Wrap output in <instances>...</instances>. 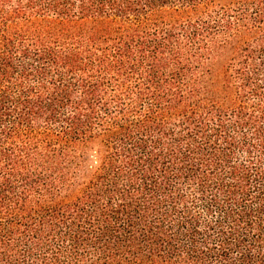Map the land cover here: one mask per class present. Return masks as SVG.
Segmentation results:
<instances>
[{"label":"trees","instance_id":"16d2710c","mask_svg":"<svg viewBox=\"0 0 264 264\" xmlns=\"http://www.w3.org/2000/svg\"><path fill=\"white\" fill-rule=\"evenodd\" d=\"M0 264H264V0H0Z\"/></svg>","mask_w":264,"mask_h":264}]
</instances>
